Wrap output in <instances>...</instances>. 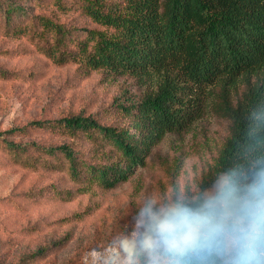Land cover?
Wrapping results in <instances>:
<instances>
[{"label": "trees", "instance_id": "1", "mask_svg": "<svg viewBox=\"0 0 264 264\" xmlns=\"http://www.w3.org/2000/svg\"><path fill=\"white\" fill-rule=\"evenodd\" d=\"M2 37L25 40L23 52L43 59L26 78L73 67L72 78L102 73L139 89L123 87L96 109L0 129L7 164L38 178L22 194L25 209L133 185L169 134L205 116L222 121L226 134L200 190L221 171L264 158V0H0ZM19 73L0 69L2 77ZM73 237L71 230L16 258L1 243L0 264H41Z\"/></svg>", "mask_w": 264, "mask_h": 264}, {"label": "rangeland", "instance_id": "2", "mask_svg": "<svg viewBox=\"0 0 264 264\" xmlns=\"http://www.w3.org/2000/svg\"><path fill=\"white\" fill-rule=\"evenodd\" d=\"M28 45L23 39L0 38V69L25 71L0 76V129L59 117L86 107L96 109L133 82L130 78L113 79L102 73L85 78L76 74L72 78L76 72L73 67H49L37 79L26 78L32 69L34 75L35 68H40L43 62L35 53L23 52ZM130 90L133 94L139 91L135 86ZM225 134L222 121L205 116L191 131L169 134L155 149L147 167L135 173L133 185L107 194L89 189L75 199L26 209L22 207L26 203L22 194L33 188L37 175L10 167L7 163L11 159L0 153V244L12 247L11 257L16 258L21 252L53 237L63 238L74 230L68 246L41 264H107L110 258L119 255L111 241L128 224L136 209L135 201L147 195H166L176 186L200 190L204 175L214 163L215 149ZM39 139L45 143L49 140ZM14 194L17 197H12ZM84 209L83 218L76 223L66 218ZM56 220L57 223H49Z\"/></svg>", "mask_w": 264, "mask_h": 264}, {"label": "clouds", "instance_id": "3", "mask_svg": "<svg viewBox=\"0 0 264 264\" xmlns=\"http://www.w3.org/2000/svg\"><path fill=\"white\" fill-rule=\"evenodd\" d=\"M107 264H264V158L135 201Z\"/></svg>", "mask_w": 264, "mask_h": 264}]
</instances>
